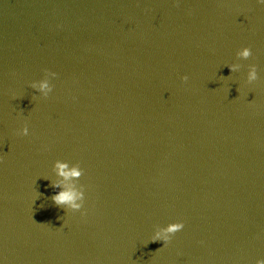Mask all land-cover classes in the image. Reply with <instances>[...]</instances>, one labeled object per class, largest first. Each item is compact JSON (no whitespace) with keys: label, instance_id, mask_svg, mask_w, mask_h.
I'll return each instance as SVG.
<instances>
[{"label":"clouds","instance_id":"9594fccd","mask_svg":"<svg viewBox=\"0 0 264 264\" xmlns=\"http://www.w3.org/2000/svg\"><path fill=\"white\" fill-rule=\"evenodd\" d=\"M258 2L260 4H264V0H258ZM239 56L247 59L249 58L251 55H252V51L249 47H244L242 48L239 53H238ZM228 68L230 69V71H234L236 66L234 65H230L228 66ZM45 71H48V70H45ZM49 72V75L52 76L53 78L57 75L56 73L54 72ZM257 79V70H256V66L255 65H252L251 66V71L248 75V81L251 82V81H254ZM183 80L184 81H187L188 80V77L187 76H184L183 77ZM41 89H48V92L51 93L53 91L52 88L49 87L48 83L45 81V82H42L41 85H40ZM19 135H22V136H27L29 134V129H28V126L25 125L23 128H21L18 132ZM67 166L65 164H60L58 163L57 164V168L59 169V175H62V176H66L68 175V173H65L64 169L66 168ZM71 175H74V176H80L81 175V172L79 171H75L73 170V172L71 173ZM53 188H56V187H59V185L57 184H53L52 185ZM52 201L57 205V206H60V205H65V204H69L70 207L76 211H80L83 206H84V201H85V197H82L81 200L82 202L81 203H73V197L69 194V193H66V192H58L56 194H54L52 197H51ZM184 228V223L183 222H178V223H175L173 225H171L168 229H167V232L171 233V236L169 235H163L161 236L159 233L153 237V241L152 242H163V245L167 244L171 238L179 231H182ZM260 264H264V261H261Z\"/></svg>","mask_w":264,"mask_h":264}]
</instances>
